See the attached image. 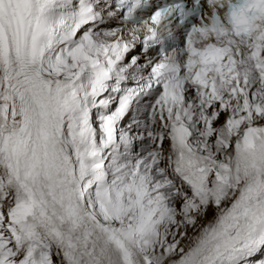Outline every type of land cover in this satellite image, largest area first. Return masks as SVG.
I'll use <instances>...</instances> for the list:
<instances>
[{"label": "snow or ice", "instance_id": "obj_1", "mask_svg": "<svg viewBox=\"0 0 264 264\" xmlns=\"http://www.w3.org/2000/svg\"><path fill=\"white\" fill-rule=\"evenodd\" d=\"M0 264H264V0H0Z\"/></svg>", "mask_w": 264, "mask_h": 264}]
</instances>
